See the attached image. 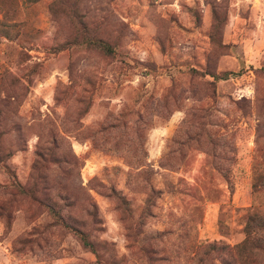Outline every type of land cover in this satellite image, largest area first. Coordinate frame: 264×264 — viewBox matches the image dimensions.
<instances>
[{"label": "rangeland", "instance_id": "rangeland-1", "mask_svg": "<svg viewBox=\"0 0 264 264\" xmlns=\"http://www.w3.org/2000/svg\"><path fill=\"white\" fill-rule=\"evenodd\" d=\"M51 1L0 0V264H199L194 245L241 242L264 210V0H61L111 56ZM39 181L103 263L15 187Z\"/></svg>", "mask_w": 264, "mask_h": 264}, {"label": "trees", "instance_id": "trees-1", "mask_svg": "<svg viewBox=\"0 0 264 264\" xmlns=\"http://www.w3.org/2000/svg\"><path fill=\"white\" fill-rule=\"evenodd\" d=\"M37 1V0H35ZM73 4V5H72ZM76 3L65 4L61 0H52L49 9L54 15H58L60 12L65 13L67 16L77 20V24L80 26V31L83 38L75 37V42L78 44H84L89 48L97 49L105 55H114L116 50L114 45L106 39H103L98 36H91L86 30L83 21L78 19V6ZM224 28V27H223ZM220 44L223 42L220 41ZM231 72L229 71H220L208 73L210 77L214 79H227L230 76ZM11 83V82H10ZM14 84L19 85L20 81L16 79L13 81ZM10 85V84H9ZM215 90L212 97L215 99ZM2 113H0V117ZM1 124V120H0ZM2 151L0 149V160L2 159ZM40 178H42L40 176ZM34 179V178H33ZM36 179V177H35ZM263 175L259 173L254 178L253 183V192L257 193L260 191L263 185ZM40 182L31 183L29 186L23 185L19 182H16L15 187L19 190L20 193L31 198L33 201L43 205L54 218V222L66 228L67 230L73 232L82 242L83 246L90 250L99 262H104L101 258L98 245L91 239V235L88 231L78 225L76 220H71L67 218L63 213V208L58 207L56 203L50 202L46 197H41L40 192ZM245 237L244 239L235 244H218L217 242L205 243L202 247L201 244H196L194 251L195 259L200 264H211L208 263L210 260L213 261L214 254H221L220 261L221 264H264V210L261 212H254L248 216V219L245 224ZM216 258V257H215ZM161 260V257H160ZM159 257L150 258V263H158ZM214 264V263H212Z\"/></svg>", "mask_w": 264, "mask_h": 264}]
</instances>
